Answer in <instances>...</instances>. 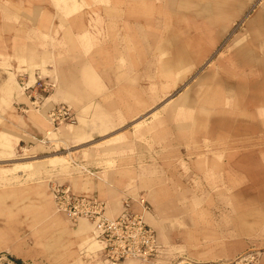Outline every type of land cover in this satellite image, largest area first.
Segmentation results:
<instances>
[{"label":"rangeland","instance_id":"obj_1","mask_svg":"<svg viewBox=\"0 0 264 264\" xmlns=\"http://www.w3.org/2000/svg\"><path fill=\"white\" fill-rule=\"evenodd\" d=\"M9 73L20 95L3 100ZM262 95L264 0H0V264H154L111 263L85 241L78 256H63L56 215L96 232L56 210L53 186L92 196L73 183L118 169L122 188L168 182L158 205L181 227L216 196L221 204V178L200 179L216 166L201 161L264 159ZM154 109L163 119L132 126ZM97 111L108 115L104 133L90 129L80 142L50 135L92 124ZM133 128L144 131L129 135ZM116 135L128 138L99 151ZM249 254L231 264H257ZM164 260L186 261L182 245L167 247Z\"/></svg>","mask_w":264,"mask_h":264},{"label":"crops","instance_id":"obj_2","mask_svg":"<svg viewBox=\"0 0 264 264\" xmlns=\"http://www.w3.org/2000/svg\"><path fill=\"white\" fill-rule=\"evenodd\" d=\"M81 22V20H78L77 23ZM68 28L67 26L65 31ZM172 63L165 62V65L161 66L164 71L166 70L165 73H162L167 76L166 78H170L173 74L170 73L173 67ZM253 64L257 63H251V65ZM88 69H86L87 73H84L87 79L90 77L91 72V69ZM42 71L43 68L39 70V73ZM12 75L9 73L8 82L4 85L3 100L18 98L20 95L14 75ZM85 77L84 81L87 80ZM1 83L3 85L4 82ZM65 91H68V89H65L62 93L59 91L57 93L64 94ZM186 94L182 97L184 98L183 102L188 99ZM259 100L264 102V95ZM156 112L158 110H152L149 112L147 121L140 118L142 120H136L132 126L137 122L151 123V126L156 124L164 116L162 115L163 111L158 112V114ZM170 112H173V110H170ZM155 114L160 117L159 120L153 118ZM120 116L117 115V117ZM95 117L96 119L92 124H81L78 127L65 126L59 130L51 131L50 135L68 142L86 141L90 129L104 133L108 128L107 114L103 111H97ZM44 125L41 124V126ZM138 131L142 133L144 130L133 128L129 135L138 136L140 134L136 133ZM122 135L111 137V142L98 147L99 151H106L113 145L121 143L120 141L124 143L128 136L124 135L123 137ZM91 153H93L92 150L82 155L88 156ZM201 162L203 163L200 165L205 167L216 166L213 169H201L200 179L203 178V175L207 176L208 172H214L216 178H221L215 187L216 190H221V204L218 202L219 196H216L214 204H212V201L206 202V205L198 210V215L193 218L192 222L190 219L183 217L181 227L174 221V218L169 222L172 223L171 225L167 224L164 218L166 213L162 212L158 205V197L163 196L164 191H168L172 187L168 182H160L154 179L153 183L148 186L147 184H140L139 180L136 179L134 185L129 184V187H123V189L122 179H120L121 169H118V171L107 173L102 170L98 171L94 178L86 177L85 181H75L73 187L79 192L101 196L107 204L106 215L109 217H116L126 210L142 213L145 220L155 230L161 246L158 255L152 259L154 264H172V262L164 260V256L166 255V248L175 245H182L183 258L195 264H231L246 253H250L249 255L256 259L257 264H264V159L259 157H232L223 158L220 161L209 159ZM117 172L119 173L117 174ZM94 173L96 174V172ZM106 175L108 176L107 179L104 177ZM204 188L206 190L207 187L204 186ZM200 189L202 190L203 186H200ZM142 196L145 199L147 198L150 204L148 211H144L139 201ZM50 206H52V201H50ZM56 219L61 220L60 227L55 229L57 232L55 236L57 245L63 251V256H65V253L67 256H78V246L81 241H85V246L88 248L94 247L93 252L100 250V255L103 256V244L97 237L92 236L93 232L88 222L79 221L74 225H70L64 220L63 216L56 215ZM58 229L60 230L58 231ZM53 235L51 234V236ZM70 260H73V257ZM122 264L131 263L122 262Z\"/></svg>","mask_w":264,"mask_h":264},{"label":"built area","instance_id":"obj_3","mask_svg":"<svg viewBox=\"0 0 264 264\" xmlns=\"http://www.w3.org/2000/svg\"><path fill=\"white\" fill-rule=\"evenodd\" d=\"M52 196L56 210L70 220L85 219L93 224L96 237L103 244L106 261L147 262L158 255L161 246L156 232L142 213L126 210L116 217H109L104 200L94 195L75 194L68 187L60 185L53 186ZM139 201L144 211H148L146 201L143 198ZM182 264L190 263L185 261Z\"/></svg>","mask_w":264,"mask_h":264},{"label":"trees","instance_id":"obj_4","mask_svg":"<svg viewBox=\"0 0 264 264\" xmlns=\"http://www.w3.org/2000/svg\"><path fill=\"white\" fill-rule=\"evenodd\" d=\"M14 262L18 263V264H21V260L20 259H13Z\"/></svg>","mask_w":264,"mask_h":264},{"label":"bare ground","instance_id":"obj_5","mask_svg":"<svg viewBox=\"0 0 264 264\" xmlns=\"http://www.w3.org/2000/svg\"><path fill=\"white\" fill-rule=\"evenodd\" d=\"M28 88V87H27ZM23 89V88H22ZM24 90V89H23ZM33 107V106H32ZM172 110V109H171ZM39 111V110H38ZM57 129V128H56ZM52 131V130H51ZM47 133H50V130L47 131ZM144 199V198H143ZM185 263V262H183ZM190 264H194L193 262H189Z\"/></svg>","mask_w":264,"mask_h":264}]
</instances>
